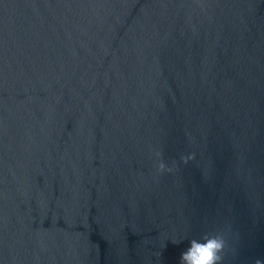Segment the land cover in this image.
I'll list each match as a JSON object with an SVG mask.
<instances>
[{
    "label": "water",
    "instance_id": "water-1",
    "mask_svg": "<svg viewBox=\"0 0 264 264\" xmlns=\"http://www.w3.org/2000/svg\"><path fill=\"white\" fill-rule=\"evenodd\" d=\"M204 232L264 261V0H0V264Z\"/></svg>",
    "mask_w": 264,
    "mask_h": 264
},
{
    "label": "clouds",
    "instance_id": "clouds-1",
    "mask_svg": "<svg viewBox=\"0 0 264 264\" xmlns=\"http://www.w3.org/2000/svg\"><path fill=\"white\" fill-rule=\"evenodd\" d=\"M158 166L162 171H171V168L166 169L162 159L158 162ZM226 246L227 242L222 233L204 232L199 239H190L189 246L180 255L179 264H222ZM254 264H264V261L256 259Z\"/></svg>",
    "mask_w": 264,
    "mask_h": 264
}]
</instances>
